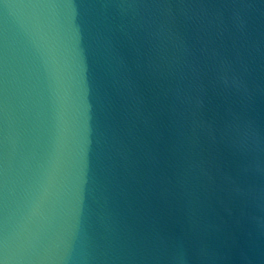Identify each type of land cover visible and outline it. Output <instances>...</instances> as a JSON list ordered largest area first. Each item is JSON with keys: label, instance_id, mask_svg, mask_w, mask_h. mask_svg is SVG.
Wrapping results in <instances>:
<instances>
[{"label": "water", "instance_id": "water-1", "mask_svg": "<svg viewBox=\"0 0 264 264\" xmlns=\"http://www.w3.org/2000/svg\"><path fill=\"white\" fill-rule=\"evenodd\" d=\"M0 264H264V0H0Z\"/></svg>", "mask_w": 264, "mask_h": 264}]
</instances>
